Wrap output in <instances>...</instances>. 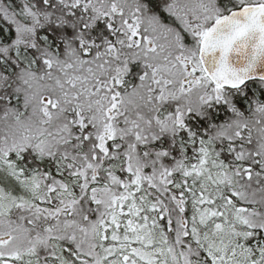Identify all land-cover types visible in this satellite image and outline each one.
Returning <instances> with one entry per match:
<instances>
[{"label":"snow or ice","instance_id":"6c2138e0","mask_svg":"<svg viewBox=\"0 0 264 264\" xmlns=\"http://www.w3.org/2000/svg\"><path fill=\"white\" fill-rule=\"evenodd\" d=\"M0 264H264V0H0Z\"/></svg>","mask_w":264,"mask_h":264}]
</instances>
